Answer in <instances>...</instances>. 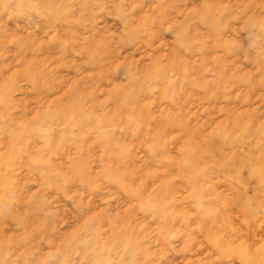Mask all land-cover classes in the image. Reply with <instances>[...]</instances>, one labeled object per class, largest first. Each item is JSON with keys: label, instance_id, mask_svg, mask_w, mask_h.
Masks as SVG:
<instances>
[{"label": "rangeland", "instance_id": "1", "mask_svg": "<svg viewBox=\"0 0 264 264\" xmlns=\"http://www.w3.org/2000/svg\"><path fill=\"white\" fill-rule=\"evenodd\" d=\"M0 264H264V0H0Z\"/></svg>", "mask_w": 264, "mask_h": 264}]
</instances>
